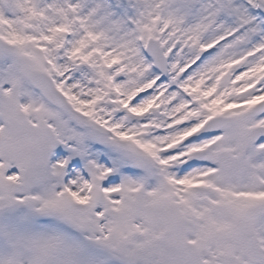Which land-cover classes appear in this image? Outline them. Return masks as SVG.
I'll return each instance as SVG.
<instances>
[{
    "label": "snow or ice",
    "instance_id": "obj_1",
    "mask_svg": "<svg viewBox=\"0 0 264 264\" xmlns=\"http://www.w3.org/2000/svg\"><path fill=\"white\" fill-rule=\"evenodd\" d=\"M0 264H264V0H0Z\"/></svg>",
    "mask_w": 264,
    "mask_h": 264
}]
</instances>
